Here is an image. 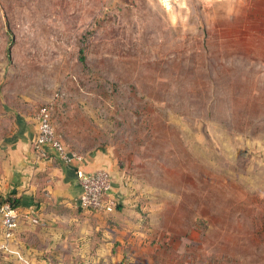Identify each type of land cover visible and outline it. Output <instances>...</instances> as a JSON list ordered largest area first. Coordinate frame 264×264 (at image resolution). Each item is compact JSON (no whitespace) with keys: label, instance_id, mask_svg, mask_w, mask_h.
Wrapping results in <instances>:
<instances>
[{"label":"rangeland","instance_id":"374dc122","mask_svg":"<svg viewBox=\"0 0 264 264\" xmlns=\"http://www.w3.org/2000/svg\"><path fill=\"white\" fill-rule=\"evenodd\" d=\"M42 106L123 208L0 264H264V0H0V136Z\"/></svg>","mask_w":264,"mask_h":264},{"label":"crops","instance_id":"0c3cea01","mask_svg":"<svg viewBox=\"0 0 264 264\" xmlns=\"http://www.w3.org/2000/svg\"><path fill=\"white\" fill-rule=\"evenodd\" d=\"M14 124L15 129L0 136V201L6 202L7 198L18 201L17 211L23 219L16 234H24V239L31 240L33 224L43 225L41 229L46 230L47 225L70 220L69 215L79 207L80 178L100 169L101 161L98 156L79 154L81 160L65 163L49 146L44 147L42 157L34 148L37 134L34 117L30 120L17 117ZM112 171L110 196H121L118 174ZM34 219L38 222L33 223Z\"/></svg>","mask_w":264,"mask_h":264},{"label":"built area","instance_id":"2783aa9c","mask_svg":"<svg viewBox=\"0 0 264 264\" xmlns=\"http://www.w3.org/2000/svg\"><path fill=\"white\" fill-rule=\"evenodd\" d=\"M37 134L34 139V148L37 153L45 157L44 147L49 146L57 157L65 163L71 160H81L82 157L73 150L68 149L57 135L52 122V112L49 106H42L35 116ZM81 194L78 205L80 208L97 213H113L115 204L106 199L110 196V175L104 169H98L82 176L79 180ZM22 216L8 202L0 201V250H6L7 244L14 240ZM33 223L38 220H32Z\"/></svg>","mask_w":264,"mask_h":264},{"label":"trees","instance_id":"16d2710c","mask_svg":"<svg viewBox=\"0 0 264 264\" xmlns=\"http://www.w3.org/2000/svg\"><path fill=\"white\" fill-rule=\"evenodd\" d=\"M83 52L81 51V52H79V56H78V60H79V62L82 64V66L84 67L85 66V56L82 54ZM17 117H19V116H17ZM57 135H58V137H59V140H61L62 141V139L60 138V136H59V134H58V132H57ZM64 144V143H63ZM65 145V144H64ZM66 147H67V145H65ZM68 148V147H67ZM69 149V148H68ZM107 199V198H106ZM4 200V199H3ZM6 202H8L14 209H17V206H18V201H16V200H13V199H11V198H7L6 200H5ZM122 205L120 204V203H117L116 205H115V210H114V212L113 213H115L116 212V214L118 213V212H121L122 211ZM92 213H97V212H95V211H92ZM97 214H105V213H97ZM106 214H108L107 216H106V218H108V221L110 222V223H112L113 221H114V218H115V215H112L111 213H106ZM97 237H99V236H97ZM96 238V237H95ZM184 239V238H183ZM185 241V240H184ZM186 243H188V242H186ZM101 244V242H99V239L98 240H94L93 242H92V248H91V253H95V251L97 250L98 251V246ZM114 245H116V244H114ZM24 246H25V248H29V245H27L26 243H24ZM184 247V246H183Z\"/></svg>","mask_w":264,"mask_h":264}]
</instances>
